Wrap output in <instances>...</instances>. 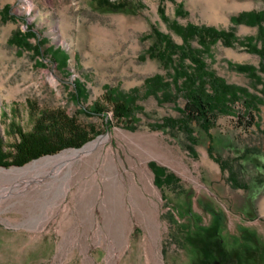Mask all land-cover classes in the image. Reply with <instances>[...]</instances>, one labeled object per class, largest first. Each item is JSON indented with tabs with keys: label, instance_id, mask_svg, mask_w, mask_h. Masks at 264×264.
<instances>
[{
	"label": "rangeland",
	"instance_id": "rangeland-1",
	"mask_svg": "<svg viewBox=\"0 0 264 264\" xmlns=\"http://www.w3.org/2000/svg\"><path fill=\"white\" fill-rule=\"evenodd\" d=\"M108 1L0 0V104L14 99L33 104L28 118L0 107L3 150L10 161L19 143L16 133L36 123L40 135L34 139H41L38 149L48 153L21 167L0 166L10 171L38 164L21 177L0 173V264H66L71 253L81 264V247L92 237L107 238L109 222L115 243L111 237L90 252L98 264H107L110 252L112 264H148L145 242L152 264H210L216 251L221 264H264L261 127L241 125V99L207 132L195 124L190 132L161 127L165 119L182 116L185 97L176 85L183 79L174 82L178 54L163 62L149 55L155 32L182 44L174 23L231 30L242 43L217 42L204 49L195 41L192 46L207 70L264 103V57L252 49L263 46L264 21L253 26L231 22L242 12L262 11L264 0ZM30 31L36 34L28 39L31 48L9 42L14 34ZM52 49L60 51L57 62ZM237 65L252 70L241 72ZM154 75L167 87L145 95V82ZM128 94L136 96L137 107L117 120L113 104ZM94 107L101 114L90 113ZM96 141L101 144L89 154L62 167L46 164ZM78 143L83 145L74 147ZM150 164L164 175L157 177ZM101 172L110 178L107 195ZM90 181L94 192L81 193L83 182ZM135 203L153 214L158 226L146 232ZM129 209L136 219L126 218ZM87 217L94 224L83 230L80 221ZM73 245L76 249L68 252Z\"/></svg>",
	"mask_w": 264,
	"mask_h": 264
},
{
	"label": "trees",
	"instance_id": "trees-1",
	"mask_svg": "<svg viewBox=\"0 0 264 264\" xmlns=\"http://www.w3.org/2000/svg\"><path fill=\"white\" fill-rule=\"evenodd\" d=\"M95 1L103 2L104 5H110L108 0ZM263 21L264 9L258 12H242L231 18V22L234 24H245L250 26L259 24ZM172 29L181 36L182 44L176 45L166 35L155 32L157 39L156 44L150 48L149 55L151 58H158L163 62L171 58L172 55L178 54L179 63L175 66L174 82L183 79L182 83L176 86H180L183 91L185 103L180 110L182 116L178 119H165L161 127L170 129L179 128L182 131L190 132L189 126L195 124L207 132L219 115L230 112L231 107L241 99L243 114L238 115L237 118L241 125L246 128H252L254 126L261 127V151L264 153V103H257L253 98L247 96L245 89L227 84L215 73L207 70L205 62L199 55L200 52L192 46L193 42L196 41V43L204 49H207L217 42H221L224 46L232 47L234 43L239 42L233 31L219 30L210 26H197L193 24L180 26L175 23L172 24ZM260 30L263 32L262 27ZM30 32L21 37L14 34L9 39V42L20 48H31L28 39L30 37H36V34L34 32L31 34ZM246 40L249 42L252 39L247 37ZM45 43L46 41L43 39L41 45ZM239 43H242V41ZM262 43L263 46L260 49L256 50L254 47H252V49L261 57H264V40ZM51 51V58L57 62L55 54L60 51L56 49H52ZM65 59L64 57V61H66ZM186 60L189 62L187 66L184 64ZM235 68L238 71L249 73L252 70L250 66L243 65H237ZM261 69L264 71V64H262ZM79 84V81H75L76 88L79 87ZM166 87L167 83L163 82L159 75H154L145 82V95H153ZM119 99L121 103H114L112 110L117 120L127 117L132 113V109L137 107L135 105L136 96L134 94L122 95ZM90 113L101 114V109H99V107H94L93 111ZM107 127L109 128L108 125ZM82 145L83 143H78L74 145V147L77 148ZM38 146H41V139L36 140L34 136L23 140L15 146L16 153L9 161L10 155L3 150V141L0 136V166L21 167L31 160L38 159L48 154L41 152ZM209 147L208 149L210 151L211 148ZM52 152L54 153V151ZM150 167L157 177L164 175V171L161 168H157L153 164H150ZM211 258L210 264H221L218 251L212 254Z\"/></svg>",
	"mask_w": 264,
	"mask_h": 264
},
{
	"label": "crops",
	"instance_id": "crops-1",
	"mask_svg": "<svg viewBox=\"0 0 264 264\" xmlns=\"http://www.w3.org/2000/svg\"><path fill=\"white\" fill-rule=\"evenodd\" d=\"M68 164V163H67ZM63 165H61V167H62ZM58 167H60V166H58ZM100 175H101V179H103L104 180V193L106 192V195L108 194V192H109V190H108V188H107V184H108V181H109V179L110 178H108V177H106V174L105 173H100ZM105 177V178H104ZM71 178H73V176H70V179ZM113 180H114V178H112ZM95 181H97V180H95ZM94 186V182H87V183H84L83 182V184H82V189H81V193L84 191V190H87L88 188L89 189H91L92 187ZM96 186H97V190H98V187H99V184H98V182H96ZM92 191L94 192V189L92 188ZM93 195V194H92ZM80 196H83V195H81L80 194ZM84 197V196H83ZM94 198V195L93 196H91V200ZM149 202L151 203V205H152V210H154V214L155 215H157L158 216V204H157V202H156V199L155 198H152V199H149ZM144 205H146V202H145V204ZM135 208H136V212L137 213H139V215L140 216H142L143 217V219H142V224H143V227H144V229H145V231L147 232V230H148V226L150 225V226H154V227H156L157 226V218H155L154 216H153V214H148V212H147V209H145V208H143V206L141 205V204H137V203H135ZM113 217V216H112ZM130 217H134L135 218V216H133V214H132V211H131V209H129V216H127L126 218H130ZM125 218V219H126ZM92 219V220H91ZM124 219V220H125ZM136 219V218H135ZM138 222V221H137ZM68 223H71L70 221H68ZM156 223V224H155ZM93 224H94V218H89V217H87V218H85V219H82L81 221H80V225L84 228L83 230H85V228L87 229L88 227H90V228H92L93 227ZM106 224H107V222H106ZM105 224V225H106ZM139 224V223H138ZM108 225H109V228L110 229H112L113 228V223H112V225L110 224V222L106 225V227H105V230H106V233H107V238H103L102 239V241L104 242V245L106 244V242L108 243L109 242V239L113 236L112 234V236L111 235H109L108 234ZM140 225V224H139ZM112 227V228H111ZM124 227H125V222L124 221H122V224L120 225V230H121V232L119 233V234H123V232H124ZM141 229H142V227H141ZM87 230H89V229H87ZM143 230V229H142ZM100 231H102V233H103V229L102 230H100ZM149 231V230H148ZM85 232H87V231H85ZM150 233V232H149ZM83 234H89V232H87V233H83ZM143 234H144V231H143ZM91 240H89L88 242H86L87 244H85V246H83V247H81V250L83 251V255H82V257L83 258H81V260L82 261H80V263L81 264H98L97 263V261H96V259H95V257L93 256V254H91L90 252H92V250H94V249H96L97 247H96V245L98 244V243H102V241H100L99 240V237H92V238H90ZM143 239V238H142ZM110 241L111 242H113V244L115 243V240L113 239V237L110 239ZM118 241V240H117ZM110 244V243H109ZM140 245V244H139ZM76 245H73V246H70V249H68V252H73L75 249H76ZM105 247V246H104ZM144 247H145V250H146V257H147V263L148 264H152V262L149 260V257H151V255L150 254H148V245L146 244V242H145V245H144ZM108 249V248H107ZM143 251V250H142ZM110 251H108V253H109ZM107 253V254H108ZM108 257H107V264H112V260H114V254H112L111 252L107 255ZM76 257L71 253L70 255H68V257H67V263L66 264H76Z\"/></svg>",
	"mask_w": 264,
	"mask_h": 264
},
{
	"label": "bare ground",
	"instance_id": "bare-ground-1",
	"mask_svg": "<svg viewBox=\"0 0 264 264\" xmlns=\"http://www.w3.org/2000/svg\"><path fill=\"white\" fill-rule=\"evenodd\" d=\"M99 144H101V141L93 142V143L89 144L88 146H86L82 150L73 151L70 155H61V156H58L56 158L49 159L46 162V164H56V166L65 165L74 157L80 156L82 154H89ZM37 165H38L37 163H34V164L26 166L24 168L12 169L10 171H4V170L0 169V173H2V175H5V176L11 177V178L21 177V176L28 175L29 173H31L35 168L38 167ZM261 211H262V213H264V199L261 202ZM157 226H158V224H157Z\"/></svg>",
	"mask_w": 264,
	"mask_h": 264
},
{
	"label": "flooded vegetation",
	"instance_id": "flooded-vegetation-1",
	"mask_svg": "<svg viewBox=\"0 0 264 264\" xmlns=\"http://www.w3.org/2000/svg\"><path fill=\"white\" fill-rule=\"evenodd\" d=\"M2 104H4L5 107H10V112L12 111L14 115L17 116H21L24 117L23 114L26 115V118L30 117V113L32 112V110L30 109L31 107H33L32 101L31 100H19V99H14V100H4L1 102L0 107L3 106ZM1 113L6 114V109H2ZM10 117H12L13 115L10 113L8 114ZM16 117H13L12 120H15ZM33 129L28 131V132H24V131H18L16 133V137L19 139V143L22 142L23 140L27 139V138H31V137H35L37 135H40L39 133V125H37L36 123L32 126Z\"/></svg>",
	"mask_w": 264,
	"mask_h": 264
}]
</instances>
